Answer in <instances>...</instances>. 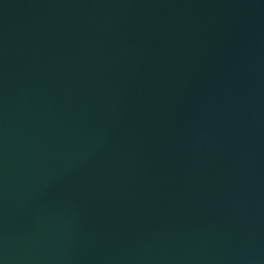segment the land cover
I'll return each mask as SVG.
<instances>
[{"label": "water", "instance_id": "water-1", "mask_svg": "<svg viewBox=\"0 0 264 264\" xmlns=\"http://www.w3.org/2000/svg\"><path fill=\"white\" fill-rule=\"evenodd\" d=\"M0 264H264V0H0Z\"/></svg>", "mask_w": 264, "mask_h": 264}]
</instances>
